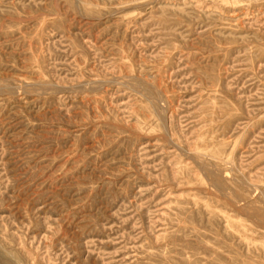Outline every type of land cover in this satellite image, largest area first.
Segmentation results:
<instances>
[{
	"label": "rangeland",
	"instance_id": "374dc122",
	"mask_svg": "<svg viewBox=\"0 0 264 264\" xmlns=\"http://www.w3.org/2000/svg\"><path fill=\"white\" fill-rule=\"evenodd\" d=\"M0 264H264V0H0Z\"/></svg>",
	"mask_w": 264,
	"mask_h": 264
},
{
	"label": "bare ground",
	"instance_id": "6f19581e",
	"mask_svg": "<svg viewBox=\"0 0 264 264\" xmlns=\"http://www.w3.org/2000/svg\"><path fill=\"white\" fill-rule=\"evenodd\" d=\"M93 86H95V84H93ZM93 86H92V87H93Z\"/></svg>",
	"mask_w": 264,
	"mask_h": 264
}]
</instances>
